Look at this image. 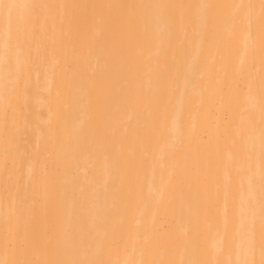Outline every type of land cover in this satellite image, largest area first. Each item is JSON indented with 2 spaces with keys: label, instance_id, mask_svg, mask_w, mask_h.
Returning a JSON list of instances; mask_svg holds the SVG:
<instances>
[{
  "label": "bare ground",
  "instance_id": "6f19581e",
  "mask_svg": "<svg viewBox=\"0 0 264 264\" xmlns=\"http://www.w3.org/2000/svg\"><path fill=\"white\" fill-rule=\"evenodd\" d=\"M37 2L71 6L56 13L72 23L38 34L20 65L27 92L12 97L15 122L5 129L0 117V230L10 194L27 193L25 223L38 229L42 250L75 244L82 257L120 262L228 259L223 237L227 229L239 240L247 160L237 145L249 116L258 143V20L250 35L232 8L213 9L205 22L206 10L194 7H127L241 0ZM4 91L0 74V109ZM12 258L0 245V260Z\"/></svg>",
  "mask_w": 264,
  "mask_h": 264
},
{
  "label": "snow or ice",
  "instance_id": "6c2138e0",
  "mask_svg": "<svg viewBox=\"0 0 264 264\" xmlns=\"http://www.w3.org/2000/svg\"><path fill=\"white\" fill-rule=\"evenodd\" d=\"M71 6L62 4H46L32 0V2L18 3L16 0H0V74L4 78V103L0 109V117L3 119L5 129L8 128L9 120L15 122L17 110L12 103V97L27 92L26 74L20 65H27L34 43L38 34L43 35L49 28L54 30L59 25L60 30L65 24L72 23V17L67 11L57 16V9H67ZM135 8H173L189 7L204 9L207 16L205 22L211 17L215 8L235 9L240 17L247 20L250 35L257 20L261 34V69L258 86L260 90V116L258 122L249 116L246 122L242 121L239 129V144L237 151L244 150L247 166L246 190L240 185V200L238 204V224L236 227V239L225 230L223 242L227 248L229 258L215 261V264H264V0L259 5L253 3H240L228 5L197 4V5H128ZM257 7L259 13L257 14ZM9 77L12 86L9 87ZM246 86L249 91V101L255 104L253 89L257 86L255 66L248 70ZM4 163H9L11 148L8 143L4 147ZM237 171L240 170V161H236ZM10 211L6 217L4 226L0 230V245L9 250L14 258L0 260V264H207L206 261L194 258L181 260L175 259H141L126 260L123 262L110 259H98L82 257L75 244L71 250L63 248L43 249L38 229L25 223L27 193L17 192L10 194ZM257 221L259 222V260L257 253ZM91 236L92 233L90 232ZM43 251L45 257L52 255L54 258H40ZM235 253L236 258L231 259Z\"/></svg>",
  "mask_w": 264,
  "mask_h": 264
}]
</instances>
